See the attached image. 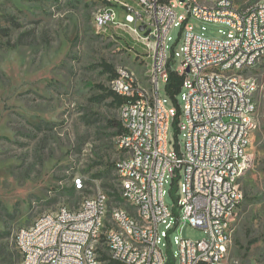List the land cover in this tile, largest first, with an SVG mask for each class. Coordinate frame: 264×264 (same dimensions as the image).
Returning <instances> with one entry per match:
<instances>
[{"label": "built area", "instance_id": "obj_1", "mask_svg": "<svg viewBox=\"0 0 264 264\" xmlns=\"http://www.w3.org/2000/svg\"><path fill=\"white\" fill-rule=\"evenodd\" d=\"M102 1L94 26L127 32L151 57L150 90L127 67L117 68L109 83L126 98L119 107L121 156L114 165L119 199L128 195V202L113 205L107 197L119 222L100 207L102 190L75 208L61 205L42 213L16 233L22 238L21 264H102L103 253L105 261L120 264H168L170 258L174 264H228L236 212L245 198L240 180L252 160L251 130L259 125L257 94H251L259 81L248 72L249 64L264 60V0H175L184 4L185 14L176 11L174 0ZM118 9L124 21L117 19ZM192 17L230 31L219 38L186 30L184 71L178 72L186 92L178 111L167 105L168 96L160 97L159 77L167 82L174 71L172 29L184 30ZM172 128L184 136L176 154L169 149ZM167 183L181 191L177 206L165 201ZM73 185L81 190L83 177L76 176ZM185 223L205 237L177 235L172 242V232L181 233ZM97 224L111 231V243L97 237ZM212 236H219V243H212Z\"/></svg>", "mask_w": 264, "mask_h": 264}, {"label": "rangeland", "instance_id": "obj_2", "mask_svg": "<svg viewBox=\"0 0 264 264\" xmlns=\"http://www.w3.org/2000/svg\"><path fill=\"white\" fill-rule=\"evenodd\" d=\"M102 3L0 0V250H12L17 231L44 212L61 205L75 208L101 190L108 196L119 193L114 167L121 156L114 127L120 120L119 107L106 97L111 77L101 64L133 70L150 90L151 57L144 44L127 32L94 26V13ZM173 4L185 14L184 4L175 0ZM117 19L124 21L120 9ZM187 29L219 38L230 31L224 24L194 17L184 30L173 28L168 41L169 56L174 57L170 64L179 73L184 71L181 47ZM5 30L8 36L2 33ZM248 74L259 81V125L251 136L250 167L240 180L245 198L236 212L228 264H264V60ZM159 85L160 97L166 98L165 76L159 77ZM184 92L185 88L177 97L180 108ZM167 105L177 109L170 99ZM183 145V132L172 128L170 151L176 154ZM76 176H82L85 185L71 191ZM165 188L166 203L177 206L180 189L172 190L169 183ZM110 198L113 205L126 202ZM5 232L10 236H3ZM177 235L192 240L205 237L190 223L181 233L172 232V242ZM0 264L8 263L0 256Z\"/></svg>", "mask_w": 264, "mask_h": 264}, {"label": "trees", "instance_id": "obj_3", "mask_svg": "<svg viewBox=\"0 0 264 264\" xmlns=\"http://www.w3.org/2000/svg\"><path fill=\"white\" fill-rule=\"evenodd\" d=\"M7 31L8 30L2 31V33L4 35L8 36L9 32H7ZM101 65H102L105 72L110 73L111 79L116 76L117 71H116V68H114V66L112 64H109L107 62H102ZM183 80H184L183 75H180L178 72L173 71V72H170L168 79H167V82H166V85H165L166 95L176 105L178 111L180 110V106L178 105L177 97L181 93ZM106 97H110L112 99L113 105H115L116 107H120L126 101L125 97L116 94L110 88L108 89V93H107ZM114 127H116V130H117L116 135L117 136L123 132V126H122V123L120 120H117L115 122ZM114 167H115V165H114ZM262 171L264 172V161H263ZM71 191H77V189L75 188L74 185L71 187ZM108 194H109V196L112 195L113 198L115 199V201L120 200L118 192L114 191L113 193H108ZM2 235L5 237H9L10 232L2 233ZM254 242L255 241H252L251 243H254ZM0 256L8 264H14L18 261H21L22 255H21V252L19 251L17 244H16V235H15V247L12 250H9V249L6 250L5 247L4 248L2 247L0 250ZM101 259L106 260L107 255L105 253H103L101 255ZM107 264H120V263L109 261ZM168 264H173V260L171 258L169 259Z\"/></svg>", "mask_w": 264, "mask_h": 264}, {"label": "bare ground", "instance_id": "obj_4", "mask_svg": "<svg viewBox=\"0 0 264 264\" xmlns=\"http://www.w3.org/2000/svg\"><path fill=\"white\" fill-rule=\"evenodd\" d=\"M261 62H256L255 64H249V70L256 68ZM258 85H251V94H256ZM256 129L251 130V136ZM85 182L83 180V188ZM107 194L102 192V197H100V207H105V215H110V221L119 222V213H113V206L107 205ZM120 197L128 202V195H120ZM68 207V206H65ZM97 237H100L102 243H111V231L105 230V224H97ZM18 248H22V238H16ZM212 243H219V236H212ZM118 262L119 261H113Z\"/></svg>", "mask_w": 264, "mask_h": 264}, {"label": "water", "instance_id": "obj_5", "mask_svg": "<svg viewBox=\"0 0 264 264\" xmlns=\"http://www.w3.org/2000/svg\"><path fill=\"white\" fill-rule=\"evenodd\" d=\"M144 28H145L144 25H141V26H140V30H144ZM148 33H149V30L145 31V34H148ZM187 70H189V69L187 68Z\"/></svg>", "mask_w": 264, "mask_h": 264}]
</instances>
